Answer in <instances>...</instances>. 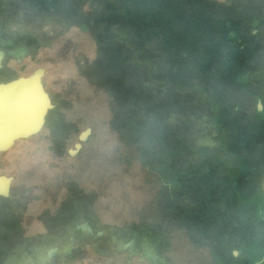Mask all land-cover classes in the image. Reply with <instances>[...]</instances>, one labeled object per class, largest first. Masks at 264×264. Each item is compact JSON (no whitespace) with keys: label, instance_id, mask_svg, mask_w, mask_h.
I'll return each mask as SVG.
<instances>
[{"label":"rangeland","instance_id":"1","mask_svg":"<svg viewBox=\"0 0 264 264\" xmlns=\"http://www.w3.org/2000/svg\"><path fill=\"white\" fill-rule=\"evenodd\" d=\"M196 14L207 17L205 24L213 29L207 35L199 34L200 39L196 36V29L199 30ZM247 14L248 5L244 0H0V49L25 44L30 51L22 62L7 56L0 69V80L37 67L45 70L42 80L46 89L42 85L50 100L53 97L56 108L49 117L52 125H47L44 134L63 132L61 143L65 142L66 151L65 154L61 151L62 155L53 154L54 141L49 137L38 139V136L19 141L16 147L0 153V175L15 178L12 196L0 199V264H193L196 258L200 259L201 252L207 251H195L194 245H189L192 239L189 229L179 236L178 232L168 233L157 227L161 219L157 207L160 198L155 192L158 182L147 186L146 190L134 191L133 203L137 202L145 215L122 202L117 183L108 185L103 193L96 191L99 187L96 182L82 188L91 190L90 194L76 193L68 186L71 181L62 187L57 182L56 175L65 177L66 174L85 186V175L91 169H80L85 155H76L82 146L75 154L69 150L80 142L82 131L91 128L87 139L92 135L88 116L110 114L109 105L116 98L113 82L103 78L93 83L89 80L95 79L96 69L105 73L107 63L124 65L126 60H133L127 69L135 74L146 64L153 67L151 76L168 81L174 77L182 86L166 81L163 85L150 83L147 90L152 93L151 97L165 104L166 127L171 131L184 130V149L190 156L185 167H200L204 155L214 154L211 164L225 173L227 180L241 173L236 180L242 190L238 193L233 189L236 196L221 191L198 194L204 195L205 201L210 199L200 204V208L216 203L226 211L230 223L216 224L215 231L220 233L217 235L205 236V233L203 237L196 233L200 239L195 238L198 241L194 244L211 240L216 244L225 238L232 241L234 235L245 238L249 245L259 240L252 235H262L258 229L264 225V194L257 190L247 195L254 179L252 171L246 176L245 167L262 170L258 175L264 179V120L256 123L250 115L258 106V99L247 95L264 97V21L262 25H251ZM84 23H87L85 28ZM173 27L177 32H173ZM211 34L217 43L211 39ZM175 37L184 44V51L174 43ZM197 42L196 58L216 57L213 49L208 53L204 47L219 44V48L214 45L219 49L217 55L225 59L224 65L210 72L206 81L193 76L194 65L186 54ZM231 51L244 56L254 51L252 57H246L250 66L236 71L239 73L234 76L241 78L238 81L234 77L227 81L224 75L238 68L230 62ZM137 58L143 61L138 62ZM98 64L100 66L96 67ZM86 72L89 78L85 77ZM97 84L104 90L100 92ZM201 89L207 90L210 100L217 97L223 104V110L218 113L221 118L227 117L226 128L231 130L226 136L217 125L211 101L201 96ZM116 99V104L123 107L122 114L135 112L124 95L118 94ZM233 99L243 104L242 113L247 120L228 117ZM263 110L264 106L259 111ZM54 118H61L64 124L55 126ZM258 125L263 131L257 132ZM233 127L241 129L240 133L234 132L238 129ZM98 134L89 144L112 150V143L106 142L111 141L107 131ZM223 143L240 156L225 151L226 157L232 159L223 158ZM206 145L208 150L203 148ZM118 149L107 157L108 161L127 158L128 152L133 150L126 145ZM213 149L215 152H210ZM244 152L249 153L243 159L245 164L235 162L243 158ZM96 159L103 156L97 154ZM133 163L141 179L144 173L140 161ZM41 173L49 174V178L40 182ZM144 196L151 201L143 203ZM202 218L197 216L196 221L200 223ZM226 225L229 231L221 233L220 227ZM179 237H182L181 245L177 242ZM214 256L219 260L216 253ZM256 259L263 263L264 249Z\"/></svg>","mask_w":264,"mask_h":264},{"label":"trees","instance_id":"2","mask_svg":"<svg viewBox=\"0 0 264 264\" xmlns=\"http://www.w3.org/2000/svg\"><path fill=\"white\" fill-rule=\"evenodd\" d=\"M244 1L246 5H248L249 11V14H247L248 16L246 18L249 19L251 25H262L264 21V0ZM206 20L207 17L196 14L195 21L197 24H199L197 27L199 30L196 29V36L198 35V39H200L199 34L204 33L207 35L213 30L209 25L205 24L207 23L205 22ZM90 22L93 23L92 20ZM90 22L88 24L84 23L82 25L83 28L86 27V24L90 26ZM201 22H203L204 24L201 25ZM200 26L202 27L200 28ZM173 32H177L176 27H173ZM213 38L217 43V39L213 34H211V39ZM173 41L175 44H178V47H180L179 49L181 51L185 50L184 44L181 42V40H178V38H176ZM198 45L199 44L197 42L191 52L190 50L186 51V54L194 65L196 73L193 74V76H195L197 79L206 81L205 79H207V75H211L209 73L218 68L219 65H224L225 59H223L222 56L220 58L219 54L217 55V52H219L218 48L220 47L219 44H214L218 48H216L213 44L208 46L206 45L204 47V49L208 53L211 49H213V52L216 53V57L212 55V58L210 59L208 57L205 58L206 55H204V57L201 56L200 59H198V57L196 58V53L198 51L197 48H199ZM233 46L235 48L234 50L237 51L235 43L233 44ZM231 52L232 53L230 55L232 56V58L230 62H232V64L234 62L236 67L238 68L234 69L233 72H228L224 75L227 81H230L233 77L238 81L241 80V78L240 76H234L235 74L239 73H236V71L243 70L242 68L244 67L247 68L250 60L246 59V57H252L254 51L249 53L248 56H244L239 52L235 54L233 51ZM137 59L140 60L138 62L143 61L141 58ZM131 63H133V60H126L124 65L107 63L108 69L104 70L105 73H103L101 70L96 69V80L93 79L92 81L90 79L89 81L90 83H93L103 78L109 80L110 82H113L116 85V89L114 88L115 90H113V92L116 93L115 97L117 98L118 94L124 95L125 98H128V100H126L127 102H129L128 106L131 109L135 110V112L133 113L132 111L130 114H122L121 109L123 107L116 104V101L118 100L115 98V101L113 103H110L109 105L111 115L108 113H104L103 117L96 116V118L88 116L89 124L93 128V133L86 142H83L81 150H79L78 154L76 155V157H83V155H85L84 158H81V170L91 169L85 175V182H83L86 184L85 186L79 185V183L82 182H78V180L70 178L66 174H64L65 177L56 175V177L58 178L57 182L62 187V185L67 186L68 182L71 181V184H69L68 186L73 188L76 193L85 192L90 194L91 190L82 188L91 187L93 182H96L99 186L96 191L98 193H103V191H106L108 189V185L110 186L111 184L117 183L120 185L119 194L122 202H124L125 204H131L133 206V210L135 211H141V206L138 205L137 202L135 204L133 203L134 191L136 192L140 189L146 190L148 188L147 186L156 184L158 182L156 184L157 189L155 190V192L157 194V197L160 198L159 200H157V207L160 211L161 219L156 223L159 229H163L168 233L172 231L174 233L178 232L179 236H183L182 232L185 231V229H189L192 231V234L190 235V237H192L190 241L191 243L197 242L200 239L198 235L204 237L205 233V236L220 234L218 231H215L217 230L215 229L216 224L221 223L222 221H224L223 224L230 223L226 215V211L213 202H211V204L204 205V208H200V204L210 199H206L205 201L204 195L201 197L198 194L203 193V191L205 193L221 191L230 194L232 193V195L235 194L236 196L237 193L236 191L233 192V189L237 190L238 193H240V191L242 190L239 186V183H237L238 181L236 180L241 173L239 175L236 173L231 180H227L224 177L225 173H223L222 171H217L216 167L211 164L212 160L215 158L214 154L213 156L204 155L200 167H190V165L188 167H185L187 165L186 160L187 158H190V156L188 157V150L185 151L184 149L186 141L184 130L181 128L171 131L166 127V115L163 111V109H165V104H160L161 102L151 97L150 95L152 93L147 90L150 83L163 85L168 80H158L157 78L151 76L153 67H149L146 64L145 66H142L143 64L141 65L142 67H146V69L140 67V70L137 71L138 74H135L132 69H127V66H129ZM99 66L100 64L96 65V67ZM249 66L250 65H248V67ZM86 73L87 75L85 77L89 78V72ZM81 75L84 77L85 74L81 72ZM175 79L176 78L171 77V80L168 82L170 83V85H174L176 87L179 86L181 88L182 86H180V83H176ZM97 86L100 92L104 90L101 85L97 84ZM206 86L208 88V85ZM206 91L207 90L201 89V96L208 101H211L212 108L213 110H215V116H213L218 120L217 125L219 124L218 126L220 131H222V133L226 136V133L231 130L228 127L226 128L225 122H227V120H224L227 117L221 118L218 113V111L223 110V104H220V101L217 97L210 100V96ZM247 95L252 99H257V96H254L251 93ZM262 98L264 100V97ZM232 102L233 108H231V112L229 113L230 116L228 115V117H234L241 121L244 119L247 120L246 117H243L242 112L245 111L243 104L240 101L234 99L232 100ZM250 115L255 118L256 123H260L262 120H264V110L259 111L257 106L253 110V113L251 112ZM56 120L57 125H59L60 127L62 126V124H64V121H62L61 118H57ZM52 121L51 119H49L47 125H50L51 127ZM258 127L259 129L257 132L263 131L261 125H258ZM233 128L238 129L237 127ZM255 128L256 127H254V129ZM240 130L241 129L234 130V132L236 131L240 133ZM102 131H107V135H109V139L111 141L106 142L112 143V150L110 151H106V148L100 146L98 147L94 144H89V142H91V138L99 136L98 133ZM38 136H40L38 139L49 137L50 141H54H51L53 154H61V151L63 154L66 153L64 148L65 142L61 143L62 140H64L65 136L63 132L60 131V133L56 134L43 133L42 135L40 134ZM75 136L76 135L73 134L72 139H74ZM254 141H251L250 143L256 146ZM125 145L126 147L133 149L132 151L128 152L129 155L127 156V158L122 157L121 160H107V157L110 154H112L114 151H118V148L124 147ZM203 148L204 150L209 149L207 145L203 146ZM221 150H223V158L226 159L228 158V156L226 157V152H230L237 156H240L232 149H229L228 146L225 145V143H223ZM210 152H215V150L213 149ZM97 154L103 156V159H96ZM112 155H114V153ZM248 155V152H244L243 158H240V161L235 162H240L242 165H244L245 163L243 159L244 157H248ZM228 159L231 160L232 158L229 157ZM60 160H63V157H61ZM137 160L140 161V167L144 173V176H142L141 179L139 178V176H137L138 172L136 169H134L133 166V162ZM99 166L100 170L98 169ZM245 169H247L248 171V173L246 174L247 176L249 174V166H246ZM46 177L49 178V174L41 173L40 176H38V180L40 182H43ZM53 184L55 183L53 182ZM255 188H257V185H255L254 183L253 185H251V190L249 193L247 192V195L255 192ZM144 197L146 200H144L143 203L151 201V199H149L148 197ZM141 213L145 215L144 211H141ZM197 216L203 217L200 221L201 224L196 221ZM220 217L222 219H219ZM226 226L220 227L221 233H226V231H229V225ZM230 227H232L231 224ZM240 231L242 232V229ZM243 231L246 232L247 229ZM251 232H254V230H251ZM248 236L250 237V235ZM188 237L189 236L187 235L185 238L187 239ZM232 237L233 239L231 240L235 242V244L240 243L239 241H246L245 238H240L235 235ZM252 237H256V239L258 240L259 235L255 233V235H252ZM195 238L198 240H195ZM226 239L227 238H225L221 242H226ZM177 242H179V244L181 245L182 237H179Z\"/></svg>","mask_w":264,"mask_h":264},{"label":"water","instance_id":"3","mask_svg":"<svg viewBox=\"0 0 264 264\" xmlns=\"http://www.w3.org/2000/svg\"><path fill=\"white\" fill-rule=\"evenodd\" d=\"M2 55L3 52L0 51V66ZM44 72L43 68H38L30 76L0 82V152L11 148L17 140L29 137L43 128L47 113L54 107L42 85ZM29 82L38 84V93L28 85ZM262 108L263 104L259 101L258 109ZM91 131V128H87L80 133V142L75 144L74 149L69 150L71 154L78 152L82 146L81 142L88 138ZM10 182L11 177L0 175V186H7L6 189L0 190V194H9ZM262 186L264 187V181Z\"/></svg>","mask_w":264,"mask_h":264},{"label":"crops","instance_id":"4","mask_svg":"<svg viewBox=\"0 0 264 264\" xmlns=\"http://www.w3.org/2000/svg\"><path fill=\"white\" fill-rule=\"evenodd\" d=\"M258 231L262 233V235H259V240L252 245L246 244V241H244V243L242 244H235V242L233 241L217 242L215 244L211 240L203 242L200 241L198 245L190 242L191 244L189 245H194L193 249H195V251L197 249L207 250L205 252H201L200 259L196 258V261L194 260L193 264H264V259L263 263L261 262V260L256 259V257L258 258V256L264 249V230L260 228V230L258 229ZM218 248L220 250L219 253L218 251H215ZM245 251H247L248 254L244 255ZM214 253H216L219 260H216L217 258H214L216 257L214 256ZM246 256L248 257V261L246 260ZM188 264L192 263L190 262Z\"/></svg>","mask_w":264,"mask_h":264},{"label":"flooded vegetation","instance_id":"5","mask_svg":"<svg viewBox=\"0 0 264 264\" xmlns=\"http://www.w3.org/2000/svg\"><path fill=\"white\" fill-rule=\"evenodd\" d=\"M0 51H2L3 52V55H2V57H1V66H0V69L1 68H3V66H4V61L6 60V58H7V56L8 57H13L15 60H16V62H22V60L25 58V57H27V55L28 54H30V51L27 49V47L25 46V44H19V45H16V46H12V47H10V48H5V49H0ZM3 64V65H2ZM38 70V67L37 68H35L34 70H32V71H26V72H23V74H21V75H18V76H16V77H12V78H9V79H4V80H0V82H9L10 80H12V79H14V78H18V77H22V76H24V77H27V76H30V75H32V74H34L36 71ZM42 83H43V85H44V87H45V89H46V83H45V81H42ZM28 85L30 86V87H32L33 88V90H34V92L35 93H38V84L36 83V82H29L28 83ZM53 99V97L51 98V101H52V103H53V101L54 100H52ZM258 99V102L259 101H261L262 102V104H263V106H264V100H263V98L262 97H259V98H257ZM54 104V103H53ZM55 108H56V105L53 107V108H51L50 110H49V112L47 113V115H46V121H45V124H44V126H43V128L38 132H36V133H34V134H32V135H30L29 137H26V138H21V139H19V140H17L16 141V143L11 147V148H9L8 150H6V151H3V152H8L9 150H11L13 147H16L17 146V144H18V142L19 141H25V140H29V139H32L33 137H37L38 138V135H40V134H43L44 133V130H45V128L47 127V123H48V120H49V117H50V113L53 111V110H55ZM257 108H258V106H257ZM57 118H54V125L56 126L57 125V120H56ZM1 153V152H0ZM249 173H251V171H252V173H251V177L254 179L253 181H254V183H255V185H257V188H255L256 190L255 191H257V190H260L261 191V193L262 194H264V187L262 186V182L264 181V179L263 180H261L260 179V174H262L263 172H262V170H260V169H258V170H252L250 167H249ZM259 174V175H258ZM258 175V176H257ZM14 177H12L11 178V182H10V192H9V194L7 195V196H5V195H2V194H0V199H7V198H10L11 196H12V191H13V182H14ZM253 183V184H254ZM255 193V192H254ZM261 228L264 230V225L263 226H261ZM77 253H79V251H76ZM75 252V253H76ZM74 255V254H73Z\"/></svg>","mask_w":264,"mask_h":264},{"label":"bare ground","instance_id":"6","mask_svg":"<svg viewBox=\"0 0 264 264\" xmlns=\"http://www.w3.org/2000/svg\"><path fill=\"white\" fill-rule=\"evenodd\" d=\"M4 185L5 184H3V185L0 186V188H1L0 190H3V189H6L7 188V186L6 185L4 186Z\"/></svg>","mask_w":264,"mask_h":264}]
</instances>
